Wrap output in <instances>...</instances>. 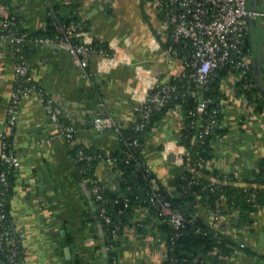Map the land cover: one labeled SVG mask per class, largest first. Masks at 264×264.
I'll use <instances>...</instances> for the list:
<instances>
[{
  "label": "crops",
  "instance_id": "crops-1",
  "mask_svg": "<svg viewBox=\"0 0 264 264\" xmlns=\"http://www.w3.org/2000/svg\"><path fill=\"white\" fill-rule=\"evenodd\" d=\"M263 2L250 0V5L262 6ZM52 4L69 5L66 10L71 4L83 23L81 38L95 40L107 48L115 45L123 54L118 62L92 57L89 67L94 76L89 79L65 49L27 42L33 83L55 98L81 141L105 155L121 151V134L113 129L97 131L95 117L110 114L120 129L128 128L135 118L137 101L130 89L138 71L162 73L161 78L168 80L180 69L179 60L167 63L164 50L169 38L157 34L160 16L155 5L151 0H6L0 4V17L17 13L26 29L38 31L46 29ZM250 37L248 56L259 84L264 86V19L252 22ZM150 81L146 78L145 85ZM15 82L8 47L0 42V175L6 132L19 157L14 167L9 215L14 232L19 235L23 263L113 264L108 246L114 243L118 264H162L168 252L164 237L158 228L155 231L154 226L137 223L147 222L150 226L146 209L137 210L122 233L107 239L96 216L92 183L101 181L117 191L112 166L100 160L93 177L83 175L73 145L51 121L38 93L32 92L22 100L16 126L11 131L5 129ZM221 82L224 133L210 140L208 158L201 159L197 166L191 163V151L184 164L175 161L173 155L180 149L174 143L183 136L181 111L168 109L145 134L143 159L170 196L178 192L175 179L186 171H194L210 183L264 187L262 180L257 181L264 159V106L261 110L249 106L246 109L244 94L238 92L231 77L226 75ZM191 143L194 145V140ZM171 154L174 160L169 158ZM208 201V196L204 200L199 196L195 214L246 248L221 255L220 264H264V204L242 222L237 209L224 206L218 215Z\"/></svg>",
  "mask_w": 264,
  "mask_h": 264
},
{
  "label": "built area",
  "instance_id": "built-area-1",
  "mask_svg": "<svg viewBox=\"0 0 264 264\" xmlns=\"http://www.w3.org/2000/svg\"><path fill=\"white\" fill-rule=\"evenodd\" d=\"M6 0H0V4ZM160 16V25L157 29L158 35L168 36V45L165 47L167 63L171 65L175 60L180 61V69L173 79L163 80L161 74H154L150 70L138 71L135 85L130 89L133 97L137 101L135 107V118L133 128L136 131L149 130L151 125V114L154 110H160L168 106L172 99L177 97H192L195 104L191 108H185L183 103H177L171 108L181 111L183 117V127L187 118H193L191 128L194 129V145H200L205 142V138L214 134L216 129L224 127V120H220L210 110V104L213 102L206 97L205 91L208 84L213 81L226 64H231V71L228 75L236 85L244 80V89L251 91L256 88L255 81L252 80L253 65L248 56L247 38L251 35L252 22L256 19H264V2L262 6L252 7L250 0H151ZM22 20L17 13H8L0 17V42L6 43L8 52L12 60L13 69L16 73V82L12 92L11 101L8 106V118L6 121V130L11 131L17 124L19 108L24 98L32 92L40 95L47 115L51 121L62 131L73 147L77 145H86L77 136V129L73 124L65 122L67 120L63 109L57 105L55 98L45 91H42L33 83L29 74L28 57L25 54L24 47L27 42L34 44L57 45L65 49L70 55L74 64L81 70L85 78H93L94 74L90 70V59L94 56L101 57L110 62L121 61L123 54L113 45L112 47L99 48L94 44V40L81 38L78 36L77 24L74 21L69 23H58L59 33L55 37L30 36V33L24 30ZM81 38L79 41L78 38ZM180 45V49L176 45ZM126 61L125 57L123 58ZM151 79L148 85H145V79ZM264 92V91H263ZM259 93L258 97L264 99V93ZM255 93L251 98L244 94L245 108L256 109ZM170 108V109H171ZM247 109V108H246ZM185 110V112L183 111ZM222 111V110H221ZM65 119V120H64ZM94 127L97 131L113 129L120 132V125L110 114H98L94 119ZM152 129V128H151ZM5 130V131H6ZM3 134V153L1 155V164H7L16 167L19 162L18 153L4 138ZM184 135L176 140L175 147H180L175 155L176 160L181 164L186 161V156L190 151L185 145ZM120 140L122 137L120 136ZM129 146L141 148L144 146L139 139L134 138L127 142ZM167 147V146H165ZM127 157L132 156L130 152H125ZM95 157H101L112 166V181L118 186L122 179V171L116 168L118 156L116 155H87L83 151L79 153L78 159L91 161ZM144 161V160H143ZM139 166H144L152 172L151 166L147 162H142ZM191 182H196L199 177L192 172ZM152 189L154 191L151 197V203L157 208L158 215L148 214L150 226L147 222L137 223L145 227L156 228V223H168L173 229V237L180 235V229L185 223V214L173 207L172 203L165 199L159 191L156 179H152ZM216 183L211 182L209 187L212 191L216 190ZM9 178L7 171L2 170L0 175V247L9 245L7 249V258L16 264H24L19 259L20 239L17 238L8 225L7 218V188ZM109 189V185L93 180L92 193L96 199L105 200L103 191ZM244 190H250L249 200L255 201L256 191L250 187H244ZM124 195V193H120ZM225 204L220 197L215 204V211L219 214L223 211ZM99 218L106 224H112V219L107 213L103 204L98 205ZM139 210V209H137ZM147 216V215H146ZM153 223V224H152ZM115 230L119 227L113 224ZM213 227V226H212ZM217 230L216 227H213ZM216 234V233H215ZM116 246L109 245L111 250ZM113 263H119L118 257L113 258Z\"/></svg>",
  "mask_w": 264,
  "mask_h": 264
},
{
  "label": "trees",
  "instance_id": "trees-1",
  "mask_svg": "<svg viewBox=\"0 0 264 264\" xmlns=\"http://www.w3.org/2000/svg\"><path fill=\"white\" fill-rule=\"evenodd\" d=\"M69 5H64V7L57 4H52V7L49 9L47 16V25L46 29L31 31L24 29L30 33V36H40V37H55L58 31V23H69L74 21L77 24L78 36L83 34V23L80 22L77 15L74 13L73 9L70 8L66 10ZM64 8V9H63ZM59 15V16H58ZM250 36L247 38V47L250 46ZM80 41L81 38L79 37ZM94 44L99 48H107L102 46L96 41H93ZM176 47L180 49V45L177 44ZM108 49V48H107ZM25 54L29 56L28 46L24 47ZM231 64H226L219 71V75L208 84V89L205 91L206 97H209L213 102L210 104V110L216 117L220 120H223L224 112L222 110L221 98V80L224 76L228 75L231 71ZM254 71V70H253ZM252 80L256 83V88L251 91L244 89V80L237 83V88L239 93L248 95L250 98L252 94L255 95L257 110H261L264 106V99L258 97L259 93L264 91V86L260 85L254 72L252 73ZM176 82V79H173ZM264 93V92H263ZM177 103H183L185 108H191L194 106L195 101L192 97H177L172 99L171 103L160 110H154L151 114V125L150 129L154 127V124L159 120L162 115L166 113L168 109L174 106ZM185 112V110H183ZM65 120V119H64ZM193 118H187L185 120L183 135L185 145L191 151V163L197 166L201 159L208 158L210 153V140L216 136L223 134L224 129H216L214 134L207 136L205 142L200 145H192L194 129L191 128V122ZM67 123H71L68 120H65ZM149 129V130H150ZM148 131H136L133 128V125L128 128H121V151H116L111 155L118 156V162L116 163V168L121 170L122 179L119 180L117 186V191L110 189H105L103 194L105 200L101 201L96 199L95 194L92 193L93 201L96 206V216L100 223L103 226L104 232L107 234V239L114 238L113 235L122 233L125 227L129 224L132 215L136 213L137 209H146L148 214L154 216L158 215L157 208L151 203L150 199L153 196L152 189V179L155 178L152 172L148 171L146 167L139 166L140 163L144 162L142 149L134 146H129L128 141L137 138L144 146V137ZM9 144L12 145V137L6 136L4 138ZM73 154L78 161V166L80 171L85 176H92L93 171L97 163L101 160V157H95L91 161L80 160L78 159L79 153L83 151L87 155H104L99 150L92 148V146L87 147L86 145H77L73 149ZM125 152H130L132 156L127 157ZM2 170L7 171L9 178V186L7 188V218L6 225L12 228V231L17 238L19 235L14 232L13 224L11 217L9 215V205L10 200L13 194V180H14V167L7 164H2ZM192 172L186 171L181 175H178L175 179V186L177 187V194L170 196L165 187L158 184L159 191L165 199H168L173 207L179 209L185 214V223L180 229V235L174 236V229L166 222L156 223V228L159 229V235L164 238L167 245V258L162 264H220L221 255L230 254L235 248L246 249L245 247L240 246L237 241L231 239L230 237L221 234L220 231L215 230L211 225L206 223L202 218H199L195 213L197 210L196 205L198 204V197L200 196L203 200L209 197V203L214 208L216 202L221 197L224 206L231 209H237L238 215L242 222H246L249 215L257 210V208L264 204V187L262 189L250 188L256 191L255 201L249 200L250 190H244V188H238L233 185H225L221 183H216V190L212 191L209 187L210 182L203 178L197 177L196 182H191ZM262 180L264 185V159L261 161L259 167V173L257 175V181ZM100 183H104L99 181ZM124 193V195H120ZM103 204L107 213L112 219V224H106L104 221L99 218V209L98 205ZM223 206V207H224ZM223 213V212H222ZM96 218V217H95ZM97 220V219H95ZM113 224L118 225V229L115 230ZM216 233V234H215ZM112 244V243H111ZM113 246L117 244H112ZM20 250V242L18 244ZM9 248L8 244H5L3 247H0V262L1 264H16L14 261L7 258V249ZM111 260L117 257L118 251L112 250ZM23 260L21 253L19 254L18 261ZM21 262V261H20ZM114 264V263H113ZM117 264V263H115Z\"/></svg>",
  "mask_w": 264,
  "mask_h": 264
},
{
  "label": "water",
  "instance_id": "water-1",
  "mask_svg": "<svg viewBox=\"0 0 264 264\" xmlns=\"http://www.w3.org/2000/svg\"><path fill=\"white\" fill-rule=\"evenodd\" d=\"M169 158L171 159V160H174V156L171 154V155H169ZM65 251H66V253L69 255L70 253H69V248L67 247L66 249H65Z\"/></svg>",
  "mask_w": 264,
  "mask_h": 264
}]
</instances>
